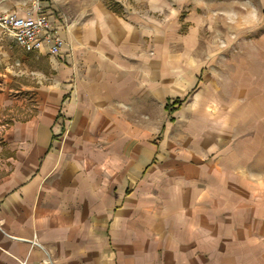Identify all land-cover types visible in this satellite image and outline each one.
Returning a JSON list of instances; mask_svg holds the SVG:
<instances>
[{
	"label": "crops",
	"instance_id": "obj_1",
	"mask_svg": "<svg viewBox=\"0 0 264 264\" xmlns=\"http://www.w3.org/2000/svg\"><path fill=\"white\" fill-rule=\"evenodd\" d=\"M64 1H41L62 54L0 28V264H264V211L213 206L194 169L164 164V113L195 80L164 53L170 3L92 0L69 26Z\"/></svg>",
	"mask_w": 264,
	"mask_h": 264
},
{
	"label": "rangeland",
	"instance_id": "obj_2",
	"mask_svg": "<svg viewBox=\"0 0 264 264\" xmlns=\"http://www.w3.org/2000/svg\"><path fill=\"white\" fill-rule=\"evenodd\" d=\"M91 2H62L69 26L76 8ZM165 2L170 6L158 18L165 25L173 20L179 28L178 34L165 30L164 53L171 46L180 58L181 76L195 80L180 96L178 111L164 113L158 136L164 164L194 169L197 186L211 191L213 206L235 207L241 196L245 215L264 211V113L257 114L252 101L263 69L255 57L264 54V0ZM0 10V16L11 14L13 0H0ZM262 224H256L255 233Z\"/></svg>",
	"mask_w": 264,
	"mask_h": 264
},
{
	"label": "built area",
	"instance_id": "obj_3",
	"mask_svg": "<svg viewBox=\"0 0 264 264\" xmlns=\"http://www.w3.org/2000/svg\"><path fill=\"white\" fill-rule=\"evenodd\" d=\"M42 0H34L32 9L24 16L16 13L0 16V28L28 52H39L47 47L51 55L62 54L66 41L57 25L42 13Z\"/></svg>",
	"mask_w": 264,
	"mask_h": 264
},
{
	"label": "trees",
	"instance_id": "obj_4",
	"mask_svg": "<svg viewBox=\"0 0 264 264\" xmlns=\"http://www.w3.org/2000/svg\"><path fill=\"white\" fill-rule=\"evenodd\" d=\"M183 101H184V99H177L173 102V104L168 105L167 109L169 108L171 110V112H173L176 108H179L182 105Z\"/></svg>",
	"mask_w": 264,
	"mask_h": 264
}]
</instances>
